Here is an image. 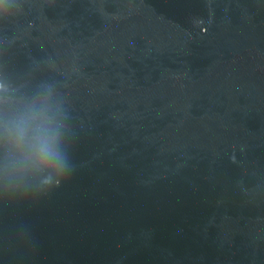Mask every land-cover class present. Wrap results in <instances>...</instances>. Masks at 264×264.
<instances>
[{"label": "water", "instance_id": "95a60500", "mask_svg": "<svg viewBox=\"0 0 264 264\" xmlns=\"http://www.w3.org/2000/svg\"><path fill=\"white\" fill-rule=\"evenodd\" d=\"M0 264H264V0H0Z\"/></svg>", "mask_w": 264, "mask_h": 264}]
</instances>
